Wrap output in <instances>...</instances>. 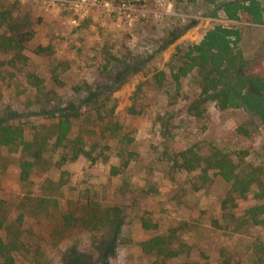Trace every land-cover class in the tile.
Wrapping results in <instances>:
<instances>
[{
  "label": "rangeland",
  "instance_id": "374dc122",
  "mask_svg": "<svg viewBox=\"0 0 264 264\" xmlns=\"http://www.w3.org/2000/svg\"><path fill=\"white\" fill-rule=\"evenodd\" d=\"M65 111L72 162L53 146ZM1 125L45 143L25 179L31 155L0 145L15 264H153L140 244L157 235L179 250L165 264H264L257 184L180 156L264 180V0H0Z\"/></svg>",
  "mask_w": 264,
  "mask_h": 264
},
{
  "label": "trees",
  "instance_id": "16d2710c",
  "mask_svg": "<svg viewBox=\"0 0 264 264\" xmlns=\"http://www.w3.org/2000/svg\"><path fill=\"white\" fill-rule=\"evenodd\" d=\"M198 50L200 51L198 58L199 61L205 63L208 59V54L202 51L203 48L198 47ZM184 74L185 72L182 73V75ZM179 77V74L174 75V80L178 82ZM221 95H224L221 98L223 106H228V104L231 103L230 97L224 93L216 94L218 98ZM72 127L73 125L70 114L66 111L63 112L55 125V140L53 142L54 148L61 151L62 157L64 159L68 157L71 162L86 152V150H84V142L82 138L79 135L74 137L71 136ZM116 130L117 129L114 128L115 132ZM0 145L9 148H21V151L28 152L33 158V161L23 160V162H21L22 179L27 177L32 166L37 164L41 165V163H43L41 160V152H43L45 143L38 142L37 144H34L32 141L24 140L23 132L19 127L1 125ZM180 156L181 166L186 170L190 171L200 168L204 173H207L210 170H216L218 175H220L226 182L231 183L233 188L241 193L248 191L250 186L253 183H256L259 188V191L256 193V197L264 200V180L255 177L247 179L242 178L236 171V166L226 158H219L217 155L200 157L196 154V152H192L191 157L187 155V152L181 153ZM2 203L3 201L0 199V206ZM254 210L264 212V204L255 207ZM119 217V215H116V228H119L121 225V220L119 222L117 221ZM147 227H150V225ZM140 245L143 253L153 255L155 257L153 264H165L167 259H171L179 255V250L173 246V240L165 236H154L151 239L142 242ZM17 249H19V246L16 242H5L4 239L0 237V257L3 259V264H15L14 257L11 253Z\"/></svg>",
  "mask_w": 264,
  "mask_h": 264
}]
</instances>
